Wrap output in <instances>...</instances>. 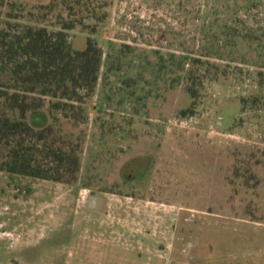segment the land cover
<instances>
[{"label": "rangeland", "instance_id": "374dc122", "mask_svg": "<svg viewBox=\"0 0 264 264\" xmlns=\"http://www.w3.org/2000/svg\"><path fill=\"white\" fill-rule=\"evenodd\" d=\"M92 1L69 32L82 49L96 27L103 51L79 179L0 171V264H264V109L241 99L264 81V0ZM202 55L227 77L181 116Z\"/></svg>", "mask_w": 264, "mask_h": 264}, {"label": "trees", "instance_id": "16d2710c", "mask_svg": "<svg viewBox=\"0 0 264 264\" xmlns=\"http://www.w3.org/2000/svg\"><path fill=\"white\" fill-rule=\"evenodd\" d=\"M57 4L67 17L59 15L55 25L45 24ZM15 7L10 3L7 11H0V171L12 178L76 183L103 51L93 36L96 27L86 34L82 49L73 47L69 32L79 25L87 28L86 17L99 19L96 6L92 0H51L38 6L37 14L28 12L26 19L14 13ZM222 67L203 55L189 60L181 77L192 103L179 115H191L206 79L227 77L218 72ZM241 99L243 105L251 101L264 109V81L255 94Z\"/></svg>", "mask_w": 264, "mask_h": 264}]
</instances>
